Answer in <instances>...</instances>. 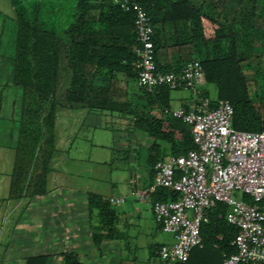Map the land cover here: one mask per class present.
<instances>
[{
	"label": "trees",
	"instance_id": "obj_1",
	"mask_svg": "<svg viewBox=\"0 0 264 264\" xmlns=\"http://www.w3.org/2000/svg\"><path fill=\"white\" fill-rule=\"evenodd\" d=\"M9 1L15 19V52L0 61L1 102L7 101L3 91L17 93L10 112L5 107L0 110L17 128L9 200L31 201L48 194L61 109L129 117L133 128L152 140L147 156L151 184L159 160L194 149L189 126L163 112L169 108L172 90L162 86L148 93L137 84L132 11L121 10L112 0H75L72 23L57 34L40 23L41 0ZM141 5L151 19L157 69L178 73L186 62L197 60L204 84L216 90L215 98L206 90L203 97L212 106L229 101L235 130L264 132V0H142ZM182 48H187V54L174 63L159 57L162 51ZM249 75L258 87L253 95L248 90ZM162 145L168 147L166 154ZM174 199L165 188L150 196L151 204ZM241 199L253 204L245 195ZM87 209L94 247L99 248L104 239L118 238L116 205L88 193ZM227 213L228 207L219 202L206 211L200 226L202 247L193 249L184 264H221L223 255L236 253L231 242L237 229L226 222ZM157 248L151 252L155 259ZM60 257L62 264H82L73 252H62ZM47 262L48 256L43 255L25 260V264Z\"/></svg>",
	"mask_w": 264,
	"mask_h": 264
},
{
	"label": "built area",
	"instance_id": "obj_2",
	"mask_svg": "<svg viewBox=\"0 0 264 264\" xmlns=\"http://www.w3.org/2000/svg\"><path fill=\"white\" fill-rule=\"evenodd\" d=\"M141 1L112 0L121 10L134 13L138 86L148 93L162 86L183 90L193 99L191 109L165 108L163 112L189 126L194 149L159 160L153 182L146 189L131 183L132 196L141 200L150 201L159 188L175 195L172 201L151 204L154 221L174 240L157 248V260L160 264H184L193 249L202 247L201 223L206 211L219 202L228 207L226 222L237 229L231 242L236 253L223 255L221 264H264V132L235 130L229 101L219 100L212 106L203 97V71L197 60L186 62L178 73L157 69L151 19ZM234 193L247 196L253 204L236 200ZM108 201L124 203L123 198Z\"/></svg>",
	"mask_w": 264,
	"mask_h": 264
},
{
	"label": "crops",
	"instance_id": "obj_3",
	"mask_svg": "<svg viewBox=\"0 0 264 264\" xmlns=\"http://www.w3.org/2000/svg\"><path fill=\"white\" fill-rule=\"evenodd\" d=\"M11 11H13L12 7ZM179 52L174 49H168L162 51L159 57L164 63H174L177 61V57H183L187 54V48H182ZM175 93L179 94L172 96L173 91L170 93L168 109L184 108L188 110L192 108L193 99L189 92L185 95L183 94V90H177ZM11 103L12 101L9 100L10 107L9 110L6 109L8 112L11 110ZM7 111L5 114L8 113ZM59 113L62 117L59 116ZM94 114H100L105 117L109 116L120 127L118 132L113 134L114 137L118 138L117 141H112L111 145H113V148L110 145L95 144L97 148L104 151V157L97 161V165L106 173V176L96 180L104 185V189L88 186L81 187L72 183L68 184L67 179L62 181L53 171L49 179L50 184L48 183L49 192L46 196L38 197L31 201H15L18 204L15 203L14 206L12 201L8 199L9 179L7 177L4 178L6 191L0 197V234H9L14 228L13 233L16 235L12 239V242H14L12 246L15 251L21 248L19 258L22 264H25V260L28 257L40 255L48 256V264H62L61 257L59 256L62 252L76 253L82 264H98V262L101 264H136L134 260L125 262L121 260V244L123 241L129 239L127 231L131 226L127 219L136 215L138 211L137 207L132 211H124L119 208L120 205H124L128 201L133 206L146 208L150 213L155 229L161 231L154 221L151 201L135 198L131 194V183L133 181L135 182L134 185L140 189H146L151 184L149 168L147 167L143 171L138 169L137 148L138 145L143 147L148 156V149L152 144V140L141 131L135 130L133 122L129 117L117 113L88 112L85 109H61L57 114L55 125L56 154L52 164L61 161V165H63L67 161H71L72 163L80 161L68 157V150L72 148L74 143L73 140H70V134L76 127L85 126L86 120ZM3 115L0 111V129L11 128L12 124H9L11 119H6ZM7 115L10 116L9 113ZM58 124H60L59 128H57ZM7 141L3 143L0 140V150L5 148L13 149ZM167 148L166 145H162V153L166 154L168 152ZM115 151L124 155L118 161H121L122 164L125 163V167L127 166L126 168H128L127 175L118 184L120 192L118 196L114 195L115 191L113 188L116 187V183L112 180V173H115L118 167L120 168L121 162L113 159L112 156ZM88 193H95L106 199H124L123 204L116 205L119 217L117 221L118 238L113 240L104 239L99 248L94 247L91 241V229L87 209ZM141 215L139 213L138 218ZM173 241V237L169 235L167 241L150 245L149 251L151 257H153L151 252L155 246L171 245ZM96 251L99 254V258L95 257V255H98ZM90 254H93L92 258H89ZM55 255L59 258L56 261L54 260ZM16 259L8 256L2 258L1 262L5 264L18 263ZM155 260V264H157V258Z\"/></svg>",
	"mask_w": 264,
	"mask_h": 264
},
{
	"label": "rangeland",
	"instance_id": "obj_4",
	"mask_svg": "<svg viewBox=\"0 0 264 264\" xmlns=\"http://www.w3.org/2000/svg\"><path fill=\"white\" fill-rule=\"evenodd\" d=\"M41 2V25H43V27L47 30H52L57 34H61L62 31L73 21L75 0H41ZM14 42L15 19L13 11H11L10 1L0 0V61L5 60V58H10L14 55ZM248 78V90L250 94L253 95L258 87L254 83L251 75H249ZM66 87L67 84L61 86L57 92L58 95H60ZM202 89L208 92L209 97H216V90L213 85L204 84L202 85ZM5 91L6 92L3 91L4 94L2 93V96L4 95L5 98L8 99L7 105L0 100V110L2 107H5L7 110H9V100L12 101L14 100L15 96H17V93L14 90L7 89ZM176 94L179 93H175V91H173L172 96ZM183 94L186 95L188 93L187 91H183ZM59 116L62 117L60 113ZM85 123V126L76 127L75 130H73V132L70 134V140H73L74 143L72 148L68 150V157L70 159H76L80 161H77V163L67 161L63 165H61V161L55 162L52 164L53 171L58 177H60V179H62V181L67 179L68 184L72 183L81 187L88 186L91 188L94 187L98 189H104V185L101 182L96 181L97 179H101L106 176V173L102 171L97 165V161L103 159L104 151H102L100 148H97L95 144L100 143L102 145H110V147L113 148V145H111L112 141H117L118 139L117 137H114L113 134L118 132L120 127L109 116L105 117L101 116L100 114L92 115V117H89ZM9 124H12L14 127L11 125V128H1L0 140H2L3 143L8 140L7 142H9V146L13 147L17 133L16 122L10 121ZM59 127L60 124H58L57 128ZM137 152L138 169L143 171L148 167L147 152L140 145H138ZM123 156L124 155H122V153H117L115 151L112 157L113 159H116L117 162H121L118 160L123 158ZM13 161V149L5 148L0 150V197L6 191L4 178L7 177V179H9L8 175L11 173ZM125 165V163L122 164L121 162L120 168L118 167L116 172L112 173V180L116 183V187L113 188L115 191V196H118L120 193L118 185L120 184V180L127 175L128 168H126L127 166L125 167ZM52 172L48 176V183L50 182L49 179ZM73 173L75 176L72 175ZM233 197L236 200H239L241 198V194L234 193ZM12 203L15 206L16 202L12 201ZM135 207H137L138 210L137 214L127 219L131 226L127 231L129 239H127V241H123L121 244V260L124 262L134 260L136 264H155L156 260L151 257L149 246L154 243L167 241V237H169V235L155 229V225L150 217V213L146 208L142 206H133L130 201L126 202L124 205H120L119 208L123 209L124 211H132L135 209ZM139 213L142 214L140 218H138ZM13 230L9 234H0V264H5L1 262V259L8 256L17 258L16 260L18 263L12 264H22V261H20L19 258V255L21 254L19 251L21 248H18L16 251L13 250L12 244L14 242H12V239L16 235L13 233ZM96 254H98L97 251ZM57 255H55V261L59 259L57 258ZM92 256L93 254H90L89 258H92ZM95 257L99 258V254L95 255ZM98 264L101 263L98 262Z\"/></svg>",
	"mask_w": 264,
	"mask_h": 264
}]
</instances>
